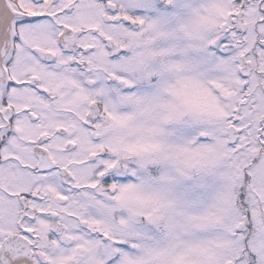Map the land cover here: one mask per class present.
<instances>
[{
    "label": "snow or ice",
    "instance_id": "1",
    "mask_svg": "<svg viewBox=\"0 0 264 264\" xmlns=\"http://www.w3.org/2000/svg\"><path fill=\"white\" fill-rule=\"evenodd\" d=\"M0 264H264V0H0Z\"/></svg>",
    "mask_w": 264,
    "mask_h": 264
}]
</instances>
